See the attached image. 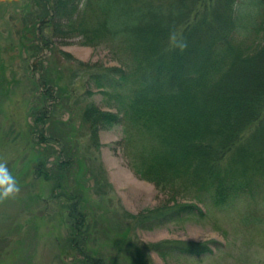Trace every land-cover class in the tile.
Wrapping results in <instances>:
<instances>
[{"label":"rangeland","instance_id":"1","mask_svg":"<svg viewBox=\"0 0 264 264\" xmlns=\"http://www.w3.org/2000/svg\"><path fill=\"white\" fill-rule=\"evenodd\" d=\"M216 1L201 0L209 8L197 7L198 16L209 22ZM254 4L264 13L263 0H244L240 13L253 17ZM50 5L46 0H0V161H6L20 189L0 200V264H93L100 259L104 264H264L260 204L257 225L243 223L254 212L243 200L227 208L199 203L205 218L151 229L128 220L125 212L140 214L172 196L134 173L121 126L103 128L93 139L90 124L82 120L86 106L114 109L89 76L120 62L107 40L86 45L80 35H54L56 26L47 23ZM258 17L247 30L253 47L264 38ZM74 203H81L84 213L85 251L69 243L70 227L77 223L70 215ZM175 240L208 243L212 253L163 259L147 247Z\"/></svg>","mask_w":264,"mask_h":264},{"label":"trees","instance_id":"2","mask_svg":"<svg viewBox=\"0 0 264 264\" xmlns=\"http://www.w3.org/2000/svg\"><path fill=\"white\" fill-rule=\"evenodd\" d=\"M46 1L51 3L47 23L56 26L54 35H80L86 45L107 40L120 62L89 76L94 86L106 91L114 109L86 106L82 120L90 124L93 139L103 128L121 126L134 173L172 196L173 201L140 214L125 212L128 220L151 229L205 218L207 211L199 203L227 208L243 200L254 209L243 223H261L257 210L259 204L264 209V38L253 47L247 30L257 25L259 15L264 23L262 6H252V17L240 13L244 0H217L208 22L198 16L197 7L205 12L209 8L201 0ZM246 15L252 18L249 24ZM170 32L182 36L187 48L172 47ZM181 195L188 200L177 202ZM80 204L70 205L77 223L70 227L69 243L85 251L89 235L81 237ZM147 247L163 259L212 253L208 243L177 240ZM93 261L104 264L102 259Z\"/></svg>","mask_w":264,"mask_h":264},{"label":"clouds","instance_id":"3","mask_svg":"<svg viewBox=\"0 0 264 264\" xmlns=\"http://www.w3.org/2000/svg\"><path fill=\"white\" fill-rule=\"evenodd\" d=\"M169 41L172 47L183 51L187 48V42L182 36L175 32H170ZM20 191L16 179L7 167L6 161H0V200L13 197Z\"/></svg>","mask_w":264,"mask_h":264}]
</instances>
